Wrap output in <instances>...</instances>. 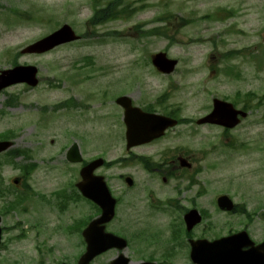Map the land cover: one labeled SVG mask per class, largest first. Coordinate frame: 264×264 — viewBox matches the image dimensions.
Instances as JSON below:
<instances>
[{
	"label": "rangeland",
	"instance_id": "374dc122",
	"mask_svg": "<svg viewBox=\"0 0 264 264\" xmlns=\"http://www.w3.org/2000/svg\"><path fill=\"white\" fill-rule=\"evenodd\" d=\"M126 1L137 8L132 16L88 29L91 0H0V69L12 67L13 62L31 64L38 68L39 77L33 88L19 84L0 92V133L11 130L13 148L28 151V156L20 155L0 167V188H16L11 180L21 175V165L34 163L28 182L38 196L49 199L47 204L35 197L26 198L22 208L16 206L6 213L4 238L11 259H20L34 248L47 249L53 258L61 254L60 250H79V233L66 235L63 229L82 220L90 209L81 201L59 197L58 206L54 205L55 192L73 193L72 182L77 179L79 165L66 161V149L77 142L84 159L100 152L108 158L121 154L124 142L113 118L116 109L112 103L99 106L100 98L89 95L102 90H108L109 95L131 93L138 89V83L142 93L157 94L166 81L155 75L148 59L158 51L179 62L175 70L178 76L171 78L180 84L173 101L182 105L184 116L204 114L213 97L234 101L237 108L244 102L255 107L232 133L224 135L219 128L193 134L191 141L198 146L200 138L218 137L219 166L202 173L207 181L205 188L234 194L239 200H243L247 188H264V167L259 169L261 162L255 161L262 159L263 153L253 150L257 145L252 144L254 138H264V0ZM14 10L26 15L19 16ZM164 12L166 16L159 17L163 20L156 21ZM64 23L82 38L44 54L20 52ZM153 27H161L170 38L142 34ZM110 31L116 34H105ZM231 51L239 53L225 58ZM88 57L89 63L85 61ZM207 63L209 66H205ZM225 69L233 74L225 76ZM10 96L16 101L8 106L5 101ZM69 98L73 106L57 107ZM224 136L249 143L247 149L237 145L233 151L225 150L229 146ZM5 199L7 205L14 196L7 193ZM62 203L66 206L60 212ZM159 219L155 217L149 223L164 235L166 226ZM33 225L37 230L31 229ZM122 227L118 219L110 224L113 231ZM174 263L187 264L181 257Z\"/></svg>",
	"mask_w": 264,
	"mask_h": 264
},
{
	"label": "flooded vegetation",
	"instance_id": "af4514ba",
	"mask_svg": "<svg viewBox=\"0 0 264 264\" xmlns=\"http://www.w3.org/2000/svg\"><path fill=\"white\" fill-rule=\"evenodd\" d=\"M155 74L166 81L157 94L142 93L141 84L138 83V89L128 96L132 104L142 111L177 119V124L167 128L161 137L130 149L124 146L121 154L117 156L108 158L100 152L83 161L82 165H86L96 158L103 159L102 164L94 169L93 174L104 179L110 195L114 198L115 216L123 226L118 235L123 237L127 244L124 249H112L96 256L89 264H108L121 253L129 260L127 264H144V262L177 264L174 262L178 257L184 258L189 253L190 240L207 241L200 244L199 251L202 253L205 250L208 254L211 253L215 257L213 259L215 264H264V188L259 191H251L247 188L241 196L243 200L230 194L231 202L220 203L217 200L220 193L213 190L214 188H205L207 181L202 177L204 171L214 170L219 166L216 160V153L219 151L218 137L211 135L200 138L199 146L191 141L193 134L199 131L220 128L224 135L232 133L251 111L249 110L243 118L240 117V123L233 128L210 123L199 124L197 120L208 114L212 110V105L204 114L197 117L184 116L182 105L173 101L174 93L179 89V82H171V74ZM223 74L228 76L225 71ZM108 96L107 91L102 90L99 95L91 97H99V106H101L109 100L111 103L115 101L116 97L108 99ZM114 108L116 109L113 117L115 125L120 128L119 138L123 127L122 140L125 143L123 109L118 105ZM171 134L178 136L170 137ZM223 138L229 146L225 149L228 151H233L237 145L246 150V145L249 144L239 142V138L233 136ZM254 139L256 141L252 144L257 146L253 150L263 153L260 154L263 156L262 159L255 160L261 162L259 167L261 169L264 167V138ZM221 146L225 144L221 143ZM226 157L229 159V155ZM114 168L116 169L113 170ZM117 169L118 171L115 172ZM139 175H142L140 183ZM127 177L130 178V183L126 182ZM152 181L157 183H150ZM75 184L76 181L74 186ZM28 189L22 188L24 195H30ZM78 193L80 195L79 191ZM37 197L48 204L49 199L46 200L43 194ZM0 198V228L1 235H4L6 188H0ZM54 198L57 199L56 194ZM82 201L91 212L86 214L85 220L87 219L89 223L98 218L100 209L97 205L84 197ZM54 205L57 206L56 202ZM222 205H231V207L224 209ZM191 210L196 211L199 221L187 231L184 221ZM155 217H161L159 220L164 222L161 223L166 226L164 235L153 225L154 223H149ZM130 224L141 226L129 228ZM33 228L34 226L31 229ZM224 237H231L227 244L228 255L218 258L220 254L223 255V248L210 247L209 243ZM7 251L6 238H3L0 242V264H77L83 253L81 251L76 254L73 250H61L63 254L57 253L53 258L49 256L47 249L34 248L31 253L23 255L20 259L16 256L11 259ZM108 252H114L112 258H105ZM197 264L203 263L199 261Z\"/></svg>",
	"mask_w": 264,
	"mask_h": 264
},
{
	"label": "water",
	"instance_id": "95a60500",
	"mask_svg": "<svg viewBox=\"0 0 264 264\" xmlns=\"http://www.w3.org/2000/svg\"><path fill=\"white\" fill-rule=\"evenodd\" d=\"M77 36L74 34L72 29L68 25H63L60 29L57 31L53 32L52 34L36 41L33 44L28 45L25 47L22 52H37L41 53L46 50H49L53 48L54 46L71 41L76 39ZM153 62L154 64L161 69L162 71H169L172 68L173 61H169L166 59V56L164 53H158L154 55L153 57ZM36 75V68L33 66H16L12 69H8L6 71H2L0 73V90L6 86H9L14 83H20V82H25L29 85H36L37 79L35 77ZM125 108H126V121H127V137H128V146L131 145V140L134 139V131H135V123H134V115L133 112L135 109L131 108L130 105L128 106L125 104V101H127L126 97H121L118 100ZM239 112L234 110L231 104H228L223 101L215 100L214 101V109L211 114H209L207 117L200 121H209V122H215L221 125H224L226 127H232L234 126L238 120L236 119V115ZM243 115V114H242ZM145 120L148 121H153L156 120V118L160 119V126L159 127H164L167 125V121H169L166 118L163 117H156V116H150V115H144ZM166 122H165V121ZM157 129L152 130V135L150 137H154L157 134ZM11 142H0V150L2 149H7L8 147L11 146ZM67 158L71 161H76L79 160L78 158V152L76 150V145H73L71 149L69 150L67 154ZM96 162L92 163V165L96 164ZM86 169V168H85ZM85 169H82L81 173L83 175ZM14 182H17V180H14ZM79 184V188L82 190L84 194L89 195L93 189L91 187H88V183L84 182ZM103 189L100 185V191ZM96 202L100 203L102 205V202H100L99 198V190L95 191L92 196ZM106 201L108 203V207L106 208L103 206V214L102 218L99 219L96 222H92L88 228L85 229L83 232L85 239L87 241V252L83 255L82 259L85 261H88L91 257L94 255L98 254L99 252L110 248V247H123L124 246V241L112 236L110 234H104L102 231V227L99 226L98 222H104L107 221L111 214H112V205L113 201L110 199V197L106 194L105 196ZM225 198V197H223ZM197 220H191L187 221V226L188 228L191 227ZM221 244L223 243L222 240L219 241ZM195 244V245H194ZM215 245L218 244V242L214 243ZM197 248L196 243L192 244V251H191V258L194 261H197L198 259V253H197ZM120 258L116 260L113 264H118L120 261ZM199 258H201L203 261L207 262V260L211 259V255L207 254H199Z\"/></svg>",
	"mask_w": 264,
	"mask_h": 264
},
{
	"label": "trees",
	"instance_id": "16d2710c",
	"mask_svg": "<svg viewBox=\"0 0 264 264\" xmlns=\"http://www.w3.org/2000/svg\"><path fill=\"white\" fill-rule=\"evenodd\" d=\"M107 18H110L108 12H103L102 15L99 14L98 12H96V14H95L96 22L102 21V20L107 19ZM18 153H20V152H17V154H18Z\"/></svg>",
	"mask_w": 264,
	"mask_h": 264
}]
</instances>
